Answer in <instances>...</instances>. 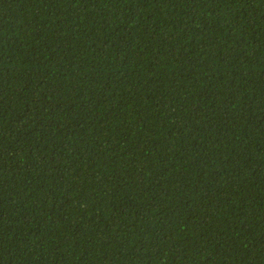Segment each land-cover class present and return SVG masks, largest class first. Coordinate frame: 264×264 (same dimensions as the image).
I'll use <instances>...</instances> for the list:
<instances>
[{
  "label": "trees",
  "instance_id": "1",
  "mask_svg": "<svg viewBox=\"0 0 264 264\" xmlns=\"http://www.w3.org/2000/svg\"><path fill=\"white\" fill-rule=\"evenodd\" d=\"M0 264H264V0H0Z\"/></svg>",
  "mask_w": 264,
  "mask_h": 264
}]
</instances>
